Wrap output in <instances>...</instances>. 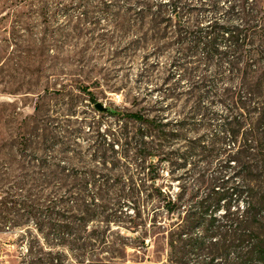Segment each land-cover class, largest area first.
<instances>
[{
  "label": "rangeland",
  "instance_id": "obj_1",
  "mask_svg": "<svg viewBox=\"0 0 264 264\" xmlns=\"http://www.w3.org/2000/svg\"><path fill=\"white\" fill-rule=\"evenodd\" d=\"M134 1L0 0V264H34L31 241L45 239L30 219V203L67 190L89 212L80 237L91 234L109 244L105 251L92 246L87 264L91 257L108 264L206 259L207 253L192 250L190 236L205 232L211 213L218 218L216 229L226 208L169 213L151 190L142 191L141 180L131 179L138 177L135 149L119 139L139 124L124 114L164 115L172 120L170 129L182 128L168 143L169 159H155L153 170L159 185L190 198L201 192L199 172L209 165L208 174H215L225 158L217 149L224 145L219 137L227 112L255 120L259 114L237 107L254 108L262 99L242 102L235 94L215 95L212 88L196 96L195 57L187 56L185 46L178 49L176 37L159 41L149 20L129 14ZM207 3L182 0L185 19L196 21ZM256 6L264 9V0ZM98 102L115 112L100 111ZM178 120L184 123L174 124ZM201 137L209 149L213 142L209 157L183 155ZM224 146L235 148L230 141ZM237 206L242 210L243 200ZM194 214L202 221L192 228L188 219ZM65 251L73 260L72 251Z\"/></svg>",
  "mask_w": 264,
  "mask_h": 264
},
{
  "label": "trees",
  "instance_id": "obj_2",
  "mask_svg": "<svg viewBox=\"0 0 264 264\" xmlns=\"http://www.w3.org/2000/svg\"><path fill=\"white\" fill-rule=\"evenodd\" d=\"M181 1L159 0L154 4L151 0H135L134 8H129L128 13L143 22L149 20L150 30L158 34L159 41L172 35L177 38L178 49L185 46L187 56L195 57L191 89L196 90V96L201 97L212 88L215 95L235 94L242 102L243 98L248 102L262 99L254 108L237 107L239 111L244 109L259 116L249 120L241 112V120L238 115L227 112L224 134L219 138L224 145L233 142L235 148L219 147L217 155L225 158L218 170L209 175V165L204 167L198 178L201 192L198 190L185 198L175 197L159 185L160 174H154L153 170L155 159L161 155L169 159L168 143L182 128L170 129L172 120L164 115L150 117L128 112L124 116L139 124L136 131L122 132L119 136L135 149L132 159L138 177L134 174L131 179H140V189L151 190L154 199L169 213L182 208L197 211L226 208L216 229L212 225H216L218 218L211 213L205 232L196 238L190 236L192 250L208 254L200 264H264V232L260 230L264 221V9L257 8L256 0H210L209 8L200 9L198 19L189 22ZM91 98L95 100L94 96ZM183 123L178 120L174 124ZM196 142L183 155L196 151L200 156L209 157L213 142L210 149L203 137ZM68 193L67 190L64 194L50 195L37 205L30 203V219L45 239L42 243L36 237L31 241L30 256L34 264H87L92 246L97 250L101 246V251L108 248V242H97L91 234L80 237L83 229L86 231L89 212L77 204L79 197L72 198ZM240 200H243L242 210L237 206ZM75 211L81 212L79 217ZM70 212L72 216H68ZM188 220L189 227L193 228L201 223L202 216L194 214ZM170 244L175 246L173 238ZM65 248L72 251L73 260L67 259ZM88 263L108 264V261L91 257Z\"/></svg>",
  "mask_w": 264,
  "mask_h": 264
},
{
  "label": "water",
  "instance_id": "obj_3",
  "mask_svg": "<svg viewBox=\"0 0 264 264\" xmlns=\"http://www.w3.org/2000/svg\"><path fill=\"white\" fill-rule=\"evenodd\" d=\"M96 107H97L100 111H102V112H106V111H112V112H115L113 109L106 107V106H105L103 103H101V102L96 103Z\"/></svg>",
  "mask_w": 264,
  "mask_h": 264
}]
</instances>
